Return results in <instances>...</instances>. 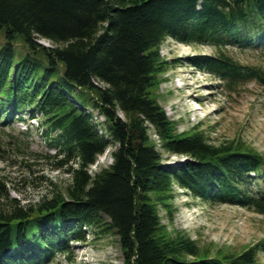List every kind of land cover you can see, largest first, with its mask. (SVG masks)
Returning a JSON list of instances; mask_svg holds the SVG:
<instances>
[{"label": "trees", "instance_id": "obj_1", "mask_svg": "<svg viewBox=\"0 0 264 264\" xmlns=\"http://www.w3.org/2000/svg\"><path fill=\"white\" fill-rule=\"evenodd\" d=\"M167 39L214 48L187 60L228 92L249 81L264 88L261 68L221 49L264 44V0H0V128L40 113V136L56 151L44 158L70 176L64 190L29 205L0 180L8 202L0 264L70 260V241L89 235L116 238L121 264H258L264 242L240 251L200 245L162 224L160 211L173 223L176 188L264 216V154L238 139L210 143L199 127L177 132L159 104L173 66L160 54ZM92 111L104 121L94 123ZM110 144L112 163L92 174ZM164 154L186 159L163 166Z\"/></svg>", "mask_w": 264, "mask_h": 264}, {"label": "rangeland", "instance_id": "obj_2", "mask_svg": "<svg viewBox=\"0 0 264 264\" xmlns=\"http://www.w3.org/2000/svg\"><path fill=\"white\" fill-rule=\"evenodd\" d=\"M40 43L52 46L45 40ZM221 49L239 65L255 66L264 71V44L256 49L236 44ZM160 54L166 61H172L173 66L163 76L158 101L168 118L176 123L177 132L199 127L210 143L238 139L264 154L263 87L249 81L228 92L220 80L190 66L187 59L191 56L216 54L208 45L189 46L167 39L160 47ZM92 121L99 123L103 119L92 111ZM38 124H21L16 118L9 126L0 128V180L7 182L10 198L25 205L50 197L53 191L64 190L70 184V176L63 170L53 169V162L44 158L46 154H54V148L41 140L40 130H36ZM150 137L158 144L151 131ZM114 149L115 146L110 144L97 158L90 167L92 174L112 163L110 154ZM185 159L164 154L163 166H178ZM175 193L173 223L169 224L164 212L160 211L162 224H168L169 231H183L200 245L236 251L264 242V216L237 205L204 203L179 188ZM7 204L4 195H0V207ZM71 245L70 260L65 255H57L50 264L122 262L116 238L92 241L89 235L88 243ZM257 259L258 264H264L263 247L259 248Z\"/></svg>", "mask_w": 264, "mask_h": 264}]
</instances>
